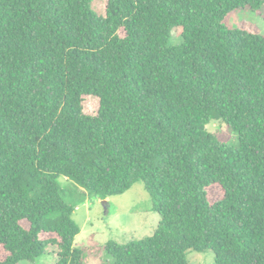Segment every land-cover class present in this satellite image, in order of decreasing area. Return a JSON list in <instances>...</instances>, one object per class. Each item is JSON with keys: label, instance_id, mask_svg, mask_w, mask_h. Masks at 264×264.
I'll return each instance as SVG.
<instances>
[{"label": "trees", "instance_id": "1", "mask_svg": "<svg viewBox=\"0 0 264 264\" xmlns=\"http://www.w3.org/2000/svg\"><path fill=\"white\" fill-rule=\"evenodd\" d=\"M264 0H0V264H85L61 177L108 199L143 181L154 233L111 264H264ZM86 97L99 101L95 113ZM224 121L230 147L207 129Z\"/></svg>", "mask_w": 264, "mask_h": 264}, {"label": "rangeland", "instance_id": "2", "mask_svg": "<svg viewBox=\"0 0 264 264\" xmlns=\"http://www.w3.org/2000/svg\"><path fill=\"white\" fill-rule=\"evenodd\" d=\"M233 27L246 26L249 30L264 35V6L257 14L249 7L235 11L231 18ZM99 101L96 97H86L84 109L95 113ZM207 129L230 147L239 146V137L222 120L216 119L208 124ZM60 182L66 196L78 206L73 214L80 225L81 232L76 236V246L86 250L85 264H111L106 244L110 240L125 243L131 239H141L154 233L161 217L153 210V203L143 181L137 182L123 194L107 200L96 197H77V187L66 177ZM189 264H217L212 250H190L187 254ZM58 247L49 245L47 253L36 263L22 261L19 264H57Z\"/></svg>", "mask_w": 264, "mask_h": 264}, {"label": "water", "instance_id": "3", "mask_svg": "<svg viewBox=\"0 0 264 264\" xmlns=\"http://www.w3.org/2000/svg\"><path fill=\"white\" fill-rule=\"evenodd\" d=\"M107 200V199H106Z\"/></svg>", "mask_w": 264, "mask_h": 264}]
</instances>
